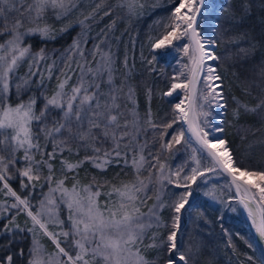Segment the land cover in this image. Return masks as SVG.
Listing matches in <instances>:
<instances>
[{
	"label": "snow or ice",
	"instance_id": "6c2138e0",
	"mask_svg": "<svg viewBox=\"0 0 264 264\" xmlns=\"http://www.w3.org/2000/svg\"><path fill=\"white\" fill-rule=\"evenodd\" d=\"M25 3L27 0H0V37L5 38L0 43V219H7L3 230L12 233L19 226L8 225L24 213L32 222L28 232L35 234L39 229L52 240L55 250L48 252L34 235L28 264H160L161 259L163 264H189L190 258L195 264L199 248L193 252L189 247L191 255H186L178 243V233L182 216L191 215L190 209L196 210L191 202L196 192L193 185H206L209 173L229 178V186L235 188L236 195L220 202L230 206L234 199L242 205L256 233L264 239V170L246 167L234 157L224 135V114L220 112L227 109V102L224 77L218 71L222 57L217 47L224 39L223 33L239 23L235 17L221 31L223 8L209 12L208 0H166V14L154 21L156 34L149 36V47L153 52L171 49L181 54L180 71L171 77L168 90L162 92L163 96L176 97L169 101L171 112L159 123L154 121L149 108L146 128L134 109L133 120L121 124L120 94L127 88L126 98L133 103L135 95L128 81L127 57V71L116 83L119 70L109 39L115 20L106 26L107 31L101 29L95 37L91 36L89 21H97L107 0H31L20 11L17 4ZM82 3L94 6L85 14L84 9H78ZM114 7L139 18L147 10L161 7V0H116ZM112 11L108 8L99 19ZM12 12H19V17L10 19L8 14ZM49 13L56 20L65 21L60 28L47 23ZM74 13L75 21L66 19ZM209 15L213 23L206 27ZM74 24L79 25L80 32L60 57L63 67L51 94L33 93L20 99L32 88L38 74L36 86H43L45 81L40 70L41 62L46 60L45 50L33 53L32 45L26 44L25 39L38 36L41 41L55 40ZM155 59L153 56L148 63ZM25 60L28 71L19 75L18 69ZM56 66L55 60L44 65L48 80ZM73 76L76 81L70 83ZM12 95L16 103L11 102ZM148 96L150 99L151 89ZM41 98L43 105L37 111ZM239 107L256 113L264 109V99L255 107ZM239 107L234 111L236 116ZM148 128L153 132L154 147H149L146 139ZM105 142H110L111 147H104ZM81 149L85 156L72 161L69 157L79 155ZM89 150L91 155L87 154ZM181 151L187 158L178 165H170L168 157ZM5 152L8 154L4 155ZM64 152L69 157H63ZM58 156L60 178H56L52 163ZM86 163L100 172H106L110 165L122 164L124 169H132L133 178L119 180L117 173V184L107 179L101 182L95 176L82 184L79 169ZM67 180L72 181L71 187L66 185ZM13 181H18L16 188ZM166 185L183 191H171L164 200ZM37 186H47L48 191L41 192L43 198L33 204ZM151 192H155V200L149 206ZM203 194L217 200L212 189ZM102 195L104 200L100 199ZM144 207L147 212L142 211ZM164 209L170 213L167 220L160 214ZM49 225L59 231H50ZM153 228L156 230L149 235ZM146 238L150 241L147 244ZM229 246L237 256V264H256L231 241ZM144 249H156L158 259L147 258ZM20 254L23 255L22 250ZM0 264H14L13 256L0 257ZM260 264H264V259Z\"/></svg>",
	"mask_w": 264,
	"mask_h": 264
},
{
	"label": "trees",
	"instance_id": "16d2710c",
	"mask_svg": "<svg viewBox=\"0 0 264 264\" xmlns=\"http://www.w3.org/2000/svg\"><path fill=\"white\" fill-rule=\"evenodd\" d=\"M27 3H31V0H27ZM27 3L23 6L17 4V8L23 11L27 7ZM115 3L116 0H107V3L97 16V21L95 23L89 21V23L92 24L91 36L95 37L101 29L107 31L106 26L115 20V27L109 33V39L111 49L116 56V67L119 70L116 79L117 84L124 78L127 71L124 68V60L127 57L130 69L128 81L134 87L135 101L133 103L127 100L125 95L127 88L120 94L121 99L119 103L123 112V116L120 118L121 124H123L124 120H133V109L138 113L141 123L144 124L148 118L147 113L149 108L151 109L154 121L159 123L166 113L171 112L169 101L174 100L176 94L173 97H166L162 95V92L168 90L171 77L180 71L181 61V54L174 50L166 49L153 52L149 47V36L156 34L152 27L154 21L166 14V8L164 7L166 0H161V7L156 8L154 11L149 9L147 10V14L139 18L128 16L125 9L115 8ZM208 4L210 10L214 7L217 10L224 9L220 13L221 22L219 27L221 31L231 22L232 17H235V20L239 21L236 26L223 33L224 39L217 47V52L222 57L221 67L218 71L224 77V96L227 102V109L220 110L224 114L225 138L229 142L228 146L232 150L234 157L242 162L244 166L264 170V109L251 113L245 112L243 107H239V105L243 104L255 107L260 100L264 99V0H208ZM93 6L82 3L78 5V9H84L86 14ZM108 8H113L111 15L99 19V16L103 15V12L107 11ZM8 15L12 19L19 17V12H12ZM76 18L77 16L74 13L66 19L75 21ZM46 20L48 24L57 29L65 22L56 20L51 13H49ZM25 23L26 26H31L27 24V20H25ZM79 32V25L74 24L68 32L59 35L55 40L41 41L38 36L27 37L25 39L26 44L30 43L32 45L31 51L33 53L39 52L41 48L45 50L46 60L41 62L40 67L41 72H44L45 81L43 86L37 87L38 74L37 77L33 78L34 84L32 88L28 92H25L20 99H27L28 95L33 93L38 96L41 92L51 94L57 83L56 77L63 67L60 57L69 48ZM220 34L217 33L218 36ZM4 39V37H0V43ZM90 45L91 41H89ZM228 52L229 55L227 56L226 53ZM153 56L156 59L149 64L148 61L152 60ZM54 60L57 62V66L53 70L52 79L48 80L46 78L47 73L44 71V65L52 64ZM27 71L28 61L25 60L18 69V74L23 75ZM75 81L76 77L73 76L70 83H75ZM149 89H151L150 99L148 96ZM180 95L182 97V94ZM10 99L12 103L17 102L15 95H12ZM42 105L43 99L41 98L37 101V111H39ZM238 107L239 115L236 116L234 115V111ZM144 126L147 128L146 124ZM146 139L150 142L149 147H154L151 143L153 139L151 128H148L146 132ZM41 143H44L42 136ZM73 147H75V144H73ZM104 147L110 148L111 143L105 142ZM48 150H51V144H49ZM3 154L7 155L8 153L5 152ZM22 154L18 153V155ZM85 154L84 149H81L79 155L69 157L68 152H64L62 156L69 157L72 161H75L83 158ZM87 154L91 155V151L89 150ZM186 158L185 153L181 151L175 156H169L168 163L175 166L182 163ZM37 159H39V156H37ZM60 159L61 157L58 156L52 161L56 178H60L61 176ZM43 172L44 175H47L46 168ZM117 173L120 174L119 180L133 178L132 169H124L122 164L110 165L106 172H100L99 169L92 167L90 163H86L79 169V179L82 184H87L95 176L101 182L107 179L111 183L117 184L119 180L114 179ZM71 175L72 173H68V176ZM144 175L146 176L147 173L145 172ZM209 175L215 174L209 173ZM201 180L197 183L200 184ZM226 180L229 183V179L221 175L215 182L220 184V182ZM12 183L13 187L16 188L18 181H13ZM65 183L71 187L72 181L67 180ZM193 188L197 189L196 185H193ZM38 189L41 188L39 186L36 187L33 192V199L39 193ZM171 191H183V189H175L172 185H166L162 198L167 200L168 193ZM229 192L231 197H235L234 189H230ZM150 195L153 198L148 201V205L155 198V192H151ZM100 198L105 199L103 195ZM193 199V206L196 210L190 209L191 215L186 214L184 218L185 224L181 232H179L180 238L178 243L182 244L185 254L189 256L191 255L188 252L189 247H191L193 252H196L197 247L199 248L195 264H237V256L234 255L233 249L229 246L230 241L239 252L244 253L246 251L244 253L245 256L249 254L256 261V264H260L261 259L258 255L256 244L246 224L242 222L237 223L226 208L214 205L208 197L199 192H195ZM234 204L238 205L237 208L243 217L244 212L242 208L239 207L236 201ZM169 215L170 213L167 209L161 212V216L165 220L169 218ZM230 216L231 220L229 219ZM4 221V219L0 220V224L4 223ZM230 224L232 227L229 231H226V227ZM15 225H18L19 228L16 229L17 232L12 238L0 234V257L10 254L13 256L14 264H28L29 249L34 235L35 239L42 243L49 252L55 250L52 240L45 236L42 231L37 229V233L35 231V234L27 231L28 228L32 227V222L26 214L21 213L15 216L13 224L8 225V227L12 228ZM19 229H25V231H19ZM49 229H52L51 225H49ZM155 230V228L151 229L149 235ZM149 242L146 238L145 244ZM62 245L65 246L63 243ZM21 250L23 251V255L20 254ZM144 254L150 260L158 259L156 249H144ZM160 264H163L162 259L160 260ZM189 264H192L191 258Z\"/></svg>",
	"mask_w": 264,
	"mask_h": 264
},
{
	"label": "rangeland",
	"instance_id": "374dc122",
	"mask_svg": "<svg viewBox=\"0 0 264 264\" xmlns=\"http://www.w3.org/2000/svg\"><path fill=\"white\" fill-rule=\"evenodd\" d=\"M213 9H216L217 10V8H211V10L209 9V12H211ZM211 23H213V19H212V17L209 15L208 16V18H207V22H206V27H207V25H210ZM226 55L228 56L229 55V52L228 53H226ZM183 95V94H182ZM219 177H221V175H209L208 174V182H207V184L206 185H202V187L201 188H197L196 189V192H199L200 194H203L205 191H207V190H209V189H212L214 192H215V194H216V196H217V200H212V199H210L209 198V200L211 201V202H213V204L214 205H219L221 208H226L229 212H230V214L234 217V219L236 220V222L237 223H240V222H242V223H244V224H246L247 226L249 225V223L246 221L247 220V217H246V214H245V212L243 213V217H244V219H242L243 217L241 216V214H240V212H239V209L237 208L238 207V205L236 206V204H234L235 203V200L233 199V200H231L230 201V206H229V203H221L220 201H229V198L231 197V194H230V192H229V190L230 189H234V187H231L230 188V186H229V183H228V181L226 180V181H223V182H220V184L218 183V182H215V180L216 179H218ZM201 179H203V178H201ZM199 181V180H198ZM197 181V182H198ZM68 187H70V186H68ZM195 189V188H194ZM39 190V193L37 194V196H35V199H32V203L33 204H36L37 203V200L38 199H42L43 197L41 196V192H47L48 191V188L46 187V188H43V189H38ZM204 195V194H203ZM101 199V198H100ZM101 200H103V199H101ZM154 200H155V198L153 199V201L152 202H150L151 204L154 202ZM193 198H191V202H192V204H193ZM150 204V205H151ZM149 205V206H150ZM239 207L241 208V205L239 204ZM235 209V211H233L232 209ZM243 210V209H242ZM142 211H144V212H147V207L146 208H142ZM13 213H15V210H13ZM161 214V213H160ZM7 215V214H6ZM185 216H186V214L185 215H183L182 216V219H181V221H180V228L182 229V227H183V225L185 224V221H184V218H185ZM62 218H63V214H62ZM229 219L231 220V216L229 217ZM0 220H3V219H0ZM5 221H4V223H2V224H0V234H4L5 236H7V237H10V238H12L14 235H15V233L17 232V230H15L14 232H12V233H9V232H6V231H4L3 230V226L5 225V224H7V219H4ZM232 227V225L230 224L228 227H226V231L228 230H230V228ZM51 228L52 229H49L50 231H59V229L58 228H54L52 225H51ZM229 228V229H228ZM181 232V231H180ZM230 232H232V231H230ZM239 232V231H238ZM36 233H37V230H36ZM33 234V233H32ZM1 235V236H2ZM18 235H20L19 233H18ZM18 238V237H17ZM16 238V239H17ZM179 238H180V233H178V240H179ZM62 239V238H61ZM38 241V240H37ZM39 242V241H38ZM40 243V242H39ZM44 248H45V246L42 244V243H40ZM32 245H33V242H32ZM32 245L30 246V248L32 247ZM61 246H63V245H61ZM46 249V248H45ZM47 250V249H46ZM48 251V250H47ZM49 252V251H48ZM244 253H246V251L244 252ZM247 256V255H246ZM248 256H249V254H248Z\"/></svg>",
	"mask_w": 264,
	"mask_h": 264
},
{
	"label": "water",
	"instance_id": "95a60500",
	"mask_svg": "<svg viewBox=\"0 0 264 264\" xmlns=\"http://www.w3.org/2000/svg\"><path fill=\"white\" fill-rule=\"evenodd\" d=\"M234 190H235V188H234ZM248 229H249V231H251V228L249 225H248ZM257 238H258L257 242L255 241L254 237H253V240L256 244V247L258 250V255H259L260 259L262 260V259H264V239L260 238V236L258 234H257ZM258 242H260V245H258Z\"/></svg>",
	"mask_w": 264,
	"mask_h": 264
},
{
	"label": "bare ground",
	"instance_id": "6f19581e",
	"mask_svg": "<svg viewBox=\"0 0 264 264\" xmlns=\"http://www.w3.org/2000/svg\"><path fill=\"white\" fill-rule=\"evenodd\" d=\"M241 208L243 209V211L246 214L247 222L249 223V226L251 228L250 233L252 234V237H254L255 241L257 242L258 238H257V234H256V231H255V228L253 227L252 220L249 218L247 211L243 208L242 205H241ZM258 245H260V242H258Z\"/></svg>",
	"mask_w": 264,
	"mask_h": 264
}]
</instances>
